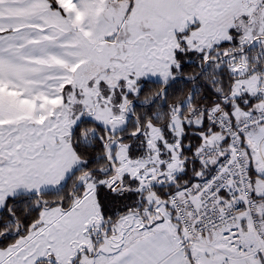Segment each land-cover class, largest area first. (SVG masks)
<instances>
[{"label": "snow or ice", "instance_id": "1", "mask_svg": "<svg viewBox=\"0 0 264 264\" xmlns=\"http://www.w3.org/2000/svg\"><path fill=\"white\" fill-rule=\"evenodd\" d=\"M0 264H264V0H0Z\"/></svg>", "mask_w": 264, "mask_h": 264}]
</instances>
